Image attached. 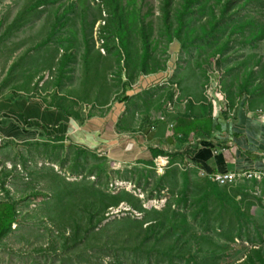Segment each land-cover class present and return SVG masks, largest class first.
Wrapping results in <instances>:
<instances>
[{"label":"rangeland","instance_id":"1","mask_svg":"<svg viewBox=\"0 0 264 264\" xmlns=\"http://www.w3.org/2000/svg\"><path fill=\"white\" fill-rule=\"evenodd\" d=\"M72 1L76 2L73 7L70 6ZM180 1L172 0L171 3L170 21L174 23V27L177 24L174 14ZM122 2L125 7V27L121 29L120 35L124 32L128 35L122 36L121 41L116 33L109 30V27H112L111 17L103 0H60L40 4L37 15L32 16L30 22L5 39H0V93H10L17 96L16 98H32L29 96L40 98L48 94V98L71 96L77 101L81 99L83 104L89 103L91 97L96 98L105 85L110 86L109 94L112 96L123 93L124 81L135 79L133 83H137L142 76L148 75L142 74L143 36L150 39L151 55L148 62L151 64L148 70L159 65L163 70L165 66L167 69L172 67L173 70L167 71L172 73V81L183 79L178 88H175L177 99L183 107L187 106L188 101L191 107L192 101L197 100H192L188 95L189 93L194 95V92L190 91L192 88L201 91V94L203 92L202 98L205 102L208 99L206 96L210 99L213 97L229 101V98L237 95L238 80L242 74L250 70L253 71L255 78L253 87L259 83L264 87V35L262 37L255 35L260 28H264V0L248 1L242 11L224 20L222 26L205 37L202 33L203 25L210 31L209 6L214 0H204L201 7L197 5L199 10L189 17L188 27L184 26L181 29L178 34L180 40L176 34L173 35L172 46L166 22L162 17L164 0ZM242 2L244 0L233 2L229 11H234L236 5ZM26 3L27 0L0 1L1 33ZM214 11L219 18L220 8L215 7ZM242 23L247 26L235 33L229 46L223 52L210 57L222 44L221 40L228 34L232 25L240 26ZM115 30L119 32L118 29ZM171 34H174V28L171 29ZM85 38H88L89 44H93L92 51L98 50L102 55L94 56L87 67L84 58L87 45ZM45 39H48V42L44 44ZM179 41L181 43L186 41V44L182 45ZM65 46L69 47L68 52H72L73 57L63 69L59 60ZM50 59L52 63L48 66ZM86 71L89 72V80H86ZM135 73L136 75L131 78L130 76ZM215 74L219 76L217 79L214 77ZM93 78L96 80L92 82ZM196 79L198 82L194 81ZM164 89L163 86H157L153 93L161 95ZM141 96L144 97L143 94ZM84 98L91 99L86 102ZM99 98L101 101L109 99L103 93ZM195 123L196 121H193V124ZM40 140L42 141L37 140L41 142L40 145L35 143L37 141H27L3 146L4 156L0 157V162L4 163V168L12 170L5 187L10 191L9 196L18 201L20 223L13 224L12 232L0 241V264H238L248 255H252L253 249H264L262 192L254 194L249 191L251 189L236 191L230 188V192L236 196L237 204L251 216L245 218V227L239 236L233 207L225 204V207L220 209L221 202L212 193L208 194L209 212L199 211L196 220H193L192 217L199 205L196 198L202 195L200 188L197 189L194 185L196 178L191 181L186 200L179 201L184 185H176L175 182L179 183L177 175L173 182L169 181L167 185L156 188L154 183H148L134 174L139 166H131L132 172H129V169L125 168L127 166L116 165L92 151L79 154L78 147L73 143L57 144L47 136ZM50 168H54L52 173L58 171L61 174L60 178L65 181L89 182L90 189L102 193L121 195L127 192L140 202L142 200L143 206H150L148 201L154 199H166L165 206L172 204L179 209V225L184 222L185 215L191 222V231L201 233L209 229L205 234L210 235L211 239L218 240L220 244L212 243L206 251L200 253L193 249L196 260L192 258L190 262L180 260V263H171L168 258L157 252L148 253L142 250L139 244L135 246H140L141 250L120 246L116 249L111 248L106 254L100 253L102 251L100 249L86 250L85 246L80 244L74 250L65 251L58 257L56 253L48 251L50 238L62 244V238L55 237L58 233L48 216L53 213L52 203L48 200V197L51 198L49 195L53 188L52 179L47 171ZM164 171L155 170L152 174L163 175ZM0 174L4 177V172ZM115 182L126 184L122 189L111 188ZM154 189L160 190L157 192ZM159 195L161 197H158ZM6 197L7 193L0 188V202ZM177 197L179 198L176 202ZM76 199V195L71 196L70 202L73 204ZM115 202L119 203L112 206L111 201L104 200L105 206L108 205L105 213L99 208V211L93 214L97 229L126 215L139 216L128 200L121 199ZM46 205L50 206V210H47ZM103 215L106 220L98 221ZM82 216L85 218L87 214ZM49 230H54V236ZM38 244L42 247H37ZM76 257H79L77 262ZM256 264L259 262L256 261Z\"/></svg>","mask_w":264,"mask_h":264},{"label":"trees","instance_id":"2","mask_svg":"<svg viewBox=\"0 0 264 264\" xmlns=\"http://www.w3.org/2000/svg\"><path fill=\"white\" fill-rule=\"evenodd\" d=\"M1 1V0H0ZM49 1L57 2L60 0H27L26 5L19 10L15 18L6 26L5 30L1 33V25H0V39L8 37L12 32L17 31L21 26L30 22L32 20V16L37 15V8L40 4H46ZM106 4V8L110 13L112 27H109V30L113 33H116L118 39L121 41L122 36H127L128 33L124 32L121 33L120 31L122 28L125 27V19H124V11L125 7L123 6L122 0H103ZM204 0H181L178 7L175 10L174 16H176L177 24L174 27V23L170 21V17L172 16L171 12V3L172 0H164L163 4V12L162 17L164 22H166V27L168 28V33L170 34V41L171 46L174 44L173 35L176 34L178 38V34L181 32V29L184 26L188 27L189 17L194 15L198 10L199 7L202 6V2ZM237 0H214L212 4H210V17L208 19L209 25L211 28L206 29L203 25V36L205 37L208 33L215 32L220 26H222L224 20L236 15L242 8H245V3L251 0H244L241 4H237L234 11H229V8L233 2ZM75 1H72L70 6L73 7ZM208 4V2H207ZM199 5V7L197 6ZM220 8V17H216L214 8ZM94 22H92V25ZM247 26V25H246ZM246 26L242 23L240 26L233 24L231 29L229 30L228 34H226L225 38L222 41L215 51L211 54L210 57H213L219 52H223L229 45L230 41H232L233 36L236 32L243 30ZM174 28V34H171V29ZM115 29H118L119 32H116ZM224 32V30H223ZM258 37H262L264 35V28L259 29L255 34ZM52 37V35H51ZM87 45L85 47V54L84 58L86 61V67L90 66V60L97 55H101V53L97 51H92L93 44L88 43V38H85ZM178 40H180L178 38ZM48 39H45L43 43H47ZM141 42L144 47L143 52V73L142 74H150L155 73L159 74L163 71L167 70L165 66L164 70L162 66L154 67L149 69V57L150 53V39H147L143 36L141 37ZM179 43H181L179 41ZM186 44V41L181 43ZM127 47V45H126ZM184 47V46H183ZM69 47L65 46L64 53L60 58V67L64 69V66L72 60L73 53L68 52ZM97 56V57H99ZM102 56V55H101ZM52 60H48V66L52 63ZM158 61H154L157 63ZM247 68L253 69L254 66H250ZM246 68V69H247ZM248 72V73H247ZM253 71H246L242 74L241 78L238 80V91L237 95L242 94L243 92L253 94L257 89L262 88V84H258L257 86L253 87V82L255 80L254 75L252 74ZM136 75H131L130 77L133 78ZM86 80H89V72H85ZM216 79L219 77L217 74L214 76ZM238 78V77H237ZM96 78H93L91 81H95ZM135 79L126 80L123 83V87L125 90L131 87ZM251 87V90L248 89ZM110 86L105 85L103 86L101 93L111 97L112 95L109 94ZM99 93L96 98L91 97L92 100L89 103H94L99 98ZM47 96L40 97L44 103L45 108L49 109L51 107H59L64 111V113L69 116L73 117L74 119L83 120V117L78 110V106L82 103L81 99L78 101L71 96L68 97H58L54 96L52 98H48ZM171 98H174V92L170 94ZM29 97H36V96H29ZM70 97V98H69ZM80 98V97H79ZM91 98H84L87 102ZM50 99V101H49ZM193 103V102H192ZM231 100H227V105L229 106ZM232 104V103H231ZM211 108V105H209ZM189 108V109H187ZM206 107H204V110ZM221 109V107H220ZM191 108L189 107V102L187 106L183 109V115L181 118L174 122L172 127L174 128V132L178 134L180 137L177 140L181 144L188 143L190 140V133L194 131L197 127L190 121V117L186 116L187 112H190ZM220 111V110H219ZM185 112V113H184ZM209 113V112H208ZM185 114V115H184ZM203 117L206 118L207 112L202 114ZM201 117V116H199ZM203 127L206 129L207 127V120L203 121ZM201 122L200 124H202ZM199 127L201 125H198ZM176 138V137H174ZM50 139H53L57 144H64L65 136L64 135H56ZM37 145H40L41 142H35ZM73 144L78 147V153L86 154L88 151H92L97 153L100 157L107 158V156L100 155L98 150H92L87 147L81 146L73 142ZM72 144V145H73ZM61 146V145H60ZM152 155V160L148 162H142L144 166L137 167L134 174L139 175L140 179L146 180L148 183H154L156 188H159L161 185H167L170 182L174 181L175 174L178 173L183 178L184 182V190L181 197H177L176 202L179 198V201H185L187 197V192L189 191V187L191 186V181L187 176L185 171H181L178 165L182 164L183 156L179 152L169 153L168 151H164L162 149H149ZM158 160H162L167 164V170L161 176H155L152 174V171H155V163ZM111 161V160H110ZM141 164V163H140ZM149 167V168H147ZM177 168L179 171L176 172L175 169ZM129 169V172H132L131 167H125ZM54 168H50L49 176L52 179V192H50L51 198L48 197V200L52 203V210L53 213L48 215L52 221L54 226V230L58 233L55 237L62 238V244L58 240H54L50 238L49 249L48 251H52L61 256L62 253L68 250H74V248L78 247L80 244L85 246L86 250H94L100 249L102 250L100 253L106 254L111 248H128V249H139L142 246V250L150 253V252H157L161 254L163 257L168 258L171 263H180V260H187L190 262V259L196 260L194 257L195 252L193 249H196L198 253L206 251L212 243L220 244L218 240L211 239L208 233L209 229L203 230L201 233H195V230L191 231V222L183 215L184 222L179 225V209L175 208L172 204L164 206L161 210L158 209H146L143 207V202L139 199H135L132 195L127 192L122 193L121 195H111L109 193H102L96 189L89 188V182H68L65 181L61 177V174L56 172H51ZM12 170L4 168V182L2 184V188L6 193V199L3 202H0V241L12 232L13 224L20 223L19 221V212L17 208L18 201L11 198L9 196V189L6 186V182L8 178L11 176ZM155 177H158L155 180ZM81 183H85L82 185ZM203 183V182H202ZM199 182H195L194 185L199 187L202 191V195L196 198L197 203L199 204L195 214L193 215V220H196V216L199 211L209 212L208 210V198L209 193L214 194V196L219 199L220 209L225 207V204H229L233 207V213L235 220L237 222L239 236H241V232L245 227V218H250L251 216L242 209L241 205H238L236 196L230 192V188H217V185H211L212 188L203 189L206 187V183L202 184ZM208 185V186H210ZM74 187V188H73ZM249 187H254V185H246L244 184L243 190L247 191ZM251 188V189H252ZM235 189V188H234ZM160 189H154L157 191ZM236 190V189H235ZM153 192V191H152ZM158 192V191H157ZM76 195V202L73 204L70 202L71 196L75 197ZM79 197H78V196ZM153 195V193H152ZM193 193L190 194L192 197ZM158 197H161L159 195ZM121 199L128 200V202L132 205L134 211L139 213V216L126 215L124 217H120L114 219L111 222H107L103 227L97 229V224H94L95 217L93 214L98 212L99 208L104 213L107 210L108 205L105 206V201H111L112 206L114 204H118ZM98 202H97V201ZM47 202V204H51ZM103 203V204H102ZM100 205V206H99ZM166 205V204H165ZM47 206V210H50V206ZM96 206V207H95ZM82 214H87V217H83ZM137 217V218H135ZM139 218V219H138ZM106 220V217L101 216L98 221L102 222ZM179 228H181L179 230ZM49 230L50 233L54 236L53 231ZM85 231V232H84ZM84 232V233H83ZM68 233V235H67ZM188 233V234H187ZM139 244L140 246H135ZM135 246V247H134ZM37 247H42L41 244H38ZM139 249V250H141ZM47 251V250H41ZM40 251V252H41ZM118 251V250H117ZM98 253V254H100ZM49 256V255H48ZM117 258V257H116ZM79 257L75 258V262H77ZM256 261L259 264H264V249H253V254L248 255L243 261L239 262L238 264H256Z\"/></svg>","mask_w":264,"mask_h":264},{"label":"crops","instance_id":"3","mask_svg":"<svg viewBox=\"0 0 264 264\" xmlns=\"http://www.w3.org/2000/svg\"><path fill=\"white\" fill-rule=\"evenodd\" d=\"M168 70L173 68L168 67ZM167 71L144 75L139 82L124 89L123 93L108 97V100L98 98L94 103H81L78 110L83 120L67 116L59 107L45 108L44 101L38 97L16 98L10 93H0V157L4 156V144L16 145L42 141L40 139L45 136L64 135L65 143L74 142L98 152L107 151V159L120 166H144L142 162L152 160L150 148L179 152L183 156L182 163H191V167L185 171L188 178L206 183L203 189L212 188L210 184L215 182L199 176L200 171L264 173V87L253 94L243 92L229 98L232 103L229 106L227 99L221 101L206 96L208 99L205 102L203 92L201 94V91L192 88L190 91L194 95H188L192 100H197H191V111L186 116L190 117L192 123L196 121L194 125L197 128L190 133L188 143L181 144L174 140L180 136L170 126L183 115V106L177 99L175 89L183 79L168 84L166 82L170 78L171 81L173 76ZM194 81L198 82V79ZM157 86L165 88L161 95L153 93ZM172 91L176 92L173 99L170 96ZM142 94L148 95L142 97ZM221 103L224 105L222 109ZM205 111L206 118L202 116ZM206 120L205 129L203 121ZM171 169L179 171L176 167ZM0 172H4L2 161ZM175 175L179 180V183L175 182L176 185L184 184V177L178 173ZM3 182L4 177L1 176L0 188ZM244 184L254 185L253 188L249 187L252 188L249 191L254 194L262 192L264 197V176L238 181L231 186L215 183L217 188H235L236 191H244Z\"/></svg>","mask_w":264,"mask_h":264},{"label":"built area","instance_id":"4","mask_svg":"<svg viewBox=\"0 0 264 264\" xmlns=\"http://www.w3.org/2000/svg\"><path fill=\"white\" fill-rule=\"evenodd\" d=\"M1 141H2V138H0V142ZM104 152L106 153V151H104ZM104 152H102L101 155L105 154ZM165 166H166V164L161 160L157 161V163H156V167L158 168V171H161L163 169V167H165ZM190 167H191L190 162H186L182 165L181 164L179 165V168L181 170H186L187 168H190ZM199 176L206 178L210 181H213L220 186H224V185L227 186V185H233L238 181H247L250 179H260L261 176H264V173L262 171H241V172H234V171L203 172V171H200ZM124 184H126V183L115 182L114 185H111V188L122 189L124 187ZM165 201H166V199H160V200L154 199V200H151L148 202V204L150 206L145 205V207H155L157 209H161L162 207H164ZM157 205H160V206L158 207Z\"/></svg>","mask_w":264,"mask_h":264},{"label":"clouds","instance_id":"5","mask_svg":"<svg viewBox=\"0 0 264 264\" xmlns=\"http://www.w3.org/2000/svg\"><path fill=\"white\" fill-rule=\"evenodd\" d=\"M167 70H168V69H167ZM167 70H166V71H167ZM166 71H165V72H166ZM170 79H171V78H170ZM170 79H169L166 83H168V84H172V80L170 81ZM220 107H221V109H222V108L224 107V105L221 103V106H220ZM170 127H172V125H171ZM106 152H107V151H106ZM99 153H100V155H101L102 152H99ZM103 155H104V154H103ZM105 155H106V153H105ZM158 161H159V160H158ZM161 161H162V160H161ZM156 163H157V161H156ZM156 163H155V170L158 171V168L156 167ZM164 163H165V162H164ZM165 164H166V163H165ZM182 164H184V163H182ZM182 164H181V165H182ZM178 167H179V165H178ZM166 168H167V164H166L165 167H163L162 170H165ZM179 169H180V168H179ZM188 169H189V168H187L186 170H181V169H180V170H181V171H187ZM162 170H161V171H162ZM219 186H220V185H219ZM224 186H226V185H224ZM227 186H231V185H227ZM163 196H165V195H163ZM148 202H149V201H148ZM165 202H166V201H165ZM164 206H165V203H164ZM143 207L146 208V209L154 208V207H145V206H143ZM162 208H164V207H162ZM162 208H161V209H162ZM155 209H157V208H155ZM161 209H158V210H161Z\"/></svg>","mask_w":264,"mask_h":264}]
</instances>
